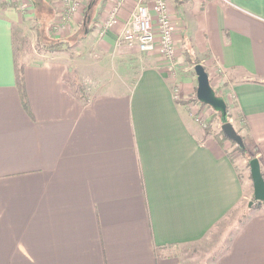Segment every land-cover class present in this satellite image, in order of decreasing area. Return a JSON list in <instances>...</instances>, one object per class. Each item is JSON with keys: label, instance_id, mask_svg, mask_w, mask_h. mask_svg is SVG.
<instances>
[{"label": "crops", "instance_id": "crops-1", "mask_svg": "<svg viewBox=\"0 0 264 264\" xmlns=\"http://www.w3.org/2000/svg\"><path fill=\"white\" fill-rule=\"evenodd\" d=\"M112 1L94 0L91 24ZM167 1L177 48L189 39L222 69L220 94L264 176V0ZM40 3L56 22L62 0ZM17 6L0 0V264H184L176 246L204 238L246 198L223 142L201 133L185 102L195 72L163 58L130 88L113 89L102 77L91 85L84 72L105 68L127 45L117 40L119 26L79 37L81 4L53 32L74 41L70 52L37 49L23 59L25 108L13 27L35 41L36 16ZM80 81L86 102L73 93L71 82ZM217 252L211 264H264V211L235 227Z\"/></svg>", "mask_w": 264, "mask_h": 264}, {"label": "rangeland", "instance_id": "rangeland-1", "mask_svg": "<svg viewBox=\"0 0 264 264\" xmlns=\"http://www.w3.org/2000/svg\"><path fill=\"white\" fill-rule=\"evenodd\" d=\"M21 1L22 4H26L25 8L21 7ZM40 2L41 0H16V3L18 4L17 9L19 11L26 13L28 12L27 9L35 8L34 15L36 16V19L32 22L33 29L35 32H37V29L38 31L40 30V34H45L46 36L44 37L45 39L41 37V41L40 39L39 41L37 39L35 41H31V38L29 37L30 35H28L29 30L25 29L27 30L26 34L28 36L24 32L23 33L28 38L29 50L24 55L23 59L29 56L34 50L38 49L47 51L45 50L44 46L46 47L47 45L49 46L51 44L48 42H55L59 40L53 33L56 31V29L52 28L55 24V21L48 19L49 7L46 6L43 8ZM88 3L89 0L82 1L83 10H86ZM98 17V15L95 16V18L93 19L94 22L98 20ZM93 24L94 23H92V26L94 27ZM46 27H49V36L46 35L47 33L45 32ZM81 34L82 29L80 30L79 36ZM44 40L47 41L46 44ZM185 41L186 43H183L182 41V47L178 45V48L175 42V53L172 60H168L169 63L172 64V61H174V63L181 61V65H179L181 66V69H179V72H188L191 74L194 73V66L191 61L192 59L198 60V63H201L204 66L212 87L215 88L216 91H219H217V95H221L220 90H222V87L224 86L221 77H223L224 74L220 66L214 60L205 58V56L198 55L196 52H194L192 43L189 39ZM73 42L69 41L67 45H64V50H69L70 52L72 50L70 45ZM179 44H181V42ZM127 46H124L122 51L113 52V54L111 55L109 54V56L107 57L108 61L105 68H99V70L97 71L94 67L92 73H90V71L84 72L85 74L89 73V76L91 75L90 77H92V81H94V83H91V85H94L95 82L98 83L99 78L102 77L103 79L108 80L110 83L112 82L113 85H111V88L113 89L126 87L130 88L132 87L137 75L143 68L163 59L161 56L159 57L157 55L148 56L146 55V53L140 52L139 50L138 52L135 47ZM185 48H189L192 54L191 59L186 58L184 52ZM73 54L74 56H76V54L72 52V56ZM126 55L127 57H125ZM105 60V57H102V61L99 62L104 61L105 64ZM93 73H96L97 75ZM194 83L196 86V80H194ZM77 85L82 87L87 95L89 88H86L84 86V83L81 81L78 82ZM87 86L89 87V85ZM186 103H190L193 107L192 110L193 116L195 118V123L199 126L201 133L204 136L210 135L221 143L223 142L227 153L229 154L230 158L233 160L237 168L238 174L243 179V185L246 187V198L243 199L242 205L239 208L231 210L226 215L225 219H222L220 221L217 228L215 227L214 229H212L204 238L197 242L176 246L177 248L175 251L184 264H211L213 257L218 253L217 251L221 249L224 243H228L230 235L235 230V227L242 224L248 216L259 211H264V206L257 201H253V187L249 175L250 173L248 165L249 159L253 155L250 148H247V146H245V150H242L240 147H237L235 144H233L230 140L222 139L223 134L220 133L221 122L219 119V114L215 112V110H213V108H211L210 106L198 102L195 98V90L193 92V96H189L186 99ZM229 121L232 123V119L230 118V116ZM250 201H252L251 205H249Z\"/></svg>", "mask_w": 264, "mask_h": 264}, {"label": "built area", "instance_id": "built-area-1", "mask_svg": "<svg viewBox=\"0 0 264 264\" xmlns=\"http://www.w3.org/2000/svg\"><path fill=\"white\" fill-rule=\"evenodd\" d=\"M83 0H62L60 16L53 29H65L73 13ZM127 0H113L104 17L93 22L99 35L117 28V40L136 47L143 53H156L171 61L175 53L172 17L167 0H134L125 18L120 17V7ZM21 7L26 6L22 4Z\"/></svg>", "mask_w": 264, "mask_h": 264}, {"label": "water", "instance_id": "water-1", "mask_svg": "<svg viewBox=\"0 0 264 264\" xmlns=\"http://www.w3.org/2000/svg\"><path fill=\"white\" fill-rule=\"evenodd\" d=\"M194 72L197 78V86L195 95L198 101L207 104L215 111L220 113V129L224 136L236 143L242 150H245L241 135L234 128L233 124L228 119L227 104L221 95H217L209 82L208 74L201 63L194 65ZM249 173L253 187V201L257 200L264 206V178L261 173L260 163L257 157L249 159ZM252 201L249 202L251 205Z\"/></svg>", "mask_w": 264, "mask_h": 264}, {"label": "trees", "instance_id": "trees-1", "mask_svg": "<svg viewBox=\"0 0 264 264\" xmlns=\"http://www.w3.org/2000/svg\"><path fill=\"white\" fill-rule=\"evenodd\" d=\"M94 10H95L94 0H89L88 6L86 7V10H85V13L83 16V21L80 24V30L82 29V34L79 37H83L86 33L91 31V29L93 28L90 21H91V14L94 12ZM35 19H36V17H35ZM14 27H13V39H14L13 58H14V70H15L16 86H17V89L19 91V95L21 97L22 104L25 108H27L28 104H27V99H26L25 89H24V82H23V69H24V64H25L23 57L27 53V51L29 50V43H28V38L26 35H24L23 31L19 28H14ZM39 31L37 29V40L38 41L41 38V34ZM43 39H45V38H43ZM40 41H41V39H40ZM69 41H70V39H61V40H58L55 42H48L51 44L49 46L47 45L46 47L44 46V48H45V50L50 51V52L57 51V50L63 49L64 45H67V43ZM46 42L47 41H45V44H46ZM184 52H185L186 58L191 59L192 54H191L189 48H185ZM191 63L194 66L195 64L198 63V60L192 59ZM71 86L73 88V93L75 94V96L77 98H81L83 102H86V98L84 97V96H86L85 90L82 87H80L79 85H77V83H75V82H71ZM195 98H196V95H195ZM196 100H197V98H196ZM198 102H200V101H198ZM201 104H204V103H201ZM204 105H207V104H204ZM215 112H217L220 115V113L218 111H215ZM227 114H228V119H229L230 115L228 113V106H227ZM220 133H222V131ZM222 139H227L224 136V134H223ZM232 143L235 144L237 147H239L236 143H234V142H232ZM252 157H254V155H252ZM252 157H250V158H252ZM261 173H262V170H261ZM262 175H263V173H262ZM263 178H264V176H263ZM254 201H257V200H254Z\"/></svg>", "mask_w": 264, "mask_h": 264}]
</instances>
